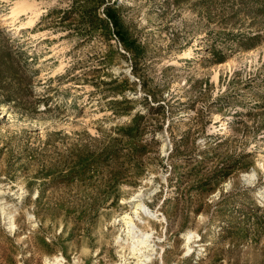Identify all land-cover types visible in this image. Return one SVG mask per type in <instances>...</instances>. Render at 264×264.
Segmentation results:
<instances>
[{
	"label": "rangeland",
	"instance_id": "obj_1",
	"mask_svg": "<svg viewBox=\"0 0 264 264\" xmlns=\"http://www.w3.org/2000/svg\"><path fill=\"white\" fill-rule=\"evenodd\" d=\"M125 214L264 264V0H0V264H135Z\"/></svg>",
	"mask_w": 264,
	"mask_h": 264
},
{
	"label": "bare ground",
	"instance_id": "obj_2",
	"mask_svg": "<svg viewBox=\"0 0 264 264\" xmlns=\"http://www.w3.org/2000/svg\"><path fill=\"white\" fill-rule=\"evenodd\" d=\"M254 175L255 173H251L248 175L247 178L251 179L254 177ZM133 207H134L133 211L135 212V215L137 216H139L141 213H145L147 215L152 214L142 199H138L134 201ZM123 219L127 227L126 229L127 231L125 233L126 236L119 234L116 242L120 244L121 249L128 247L129 252L137 256V260L135 261V264H149L153 256L152 255L153 253L151 251L155 249L154 244L152 243L153 241L152 232L141 229L138 226V224L134 221L133 217L130 216L129 214H125L123 216ZM196 234H197L196 231L188 232V235L186 237L187 238L186 245L188 246V248L191 247L189 246V243ZM55 259H56L57 264H61L60 263L61 259L58 256H56Z\"/></svg>",
	"mask_w": 264,
	"mask_h": 264
}]
</instances>
